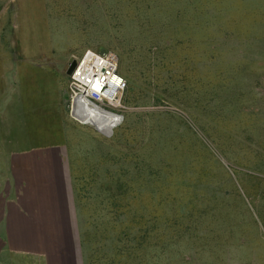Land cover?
I'll list each match as a JSON object with an SVG mask.
<instances>
[{"label": "rangeland", "instance_id": "rangeland-1", "mask_svg": "<svg viewBox=\"0 0 264 264\" xmlns=\"http://www.w3.org/2000/svg\"><path fill=\"white\" fill-rule=\"evenodd\" d=\"M86 49L115 52L126 80L113 138L68 104L63 121L38 95L27 114L13 100L32 144L74 156L76 264H241L240 241L264 229V0H0V54L46 66L23 85L65 88L69 102L63 68Z\"/></svg>", "mask_w": 264, "mask_h": 264}, {"label": "crops", "instance_id": "crops-1", "mask_svg": "<svg viewBox=\"0 0 264 264\" xmlns=\"http://www.w3.org/2000/svg\"><path fill=\"white\" fill-rule=\"evenodd\" d=\"M26 58L30 57L0 54V264H76L75 249H64L57 241L79 237L72 180L74 156L64 143L32 144L29 123L14 119L20 107L13 101L21 94L20 100L25 101L21 110L27 114L30 99L26 96L33 93L39 96L33 104L38 108L55 105L65 121L68 95L65 88L23 85L21 76L32 79L31 61ZM36 63L32 72L40 76L46 66ZM16 80L22 82L20 86ZM77 158L93 159L89 153ZM240 244L249 251L241 264H264V256L257 257L264 255V229L256 227Z\"/></svg>", "mask_w": 264, "mask_h": 264}, {"label": "built area", "instance_id": "built-area-1", "mask_svg": "<svg viewBox=\"0 0 264 264\" xmlns=\"http://www.w3.org/2000/svg\"><path fill=\"white\" fill-rule=\"evenodd\" d=\"M125 88L116 53L86 49L75 58L68 76L70 115L81 123H85L80 120L82 116L104 119L107 114L118 115L120 119L113 129L122 119L118 109Z\"/></svg>", "mask_w": 264, "mask_h": 264}, {"label": "trees", "instance_id": "trees-1", "mask_svg": "<svg viewBox=\"0 0 264 264\" xmlns=\"http://www.w3.org/2000/svg\"><path fill=\"white\" fill-rule=\"evenodd\" d=\"M167 2H174V1H177V0H166ZM191 3H193V2H189L187 5H189V4H191ZM173 5V4H172ZM174 6V5H173ZM162 38L161 39H163V38H165V35L164 36H161ZM166 40H169L170 38H169V36H166V38H165ZM149 51H151L150 50V48L148 49ZM159 51H161L162 53H165V54H167L168 52H170V48L166 45V46H164V47H161V48H159ZM122 52H123V48H122ZM143 52H145V51H143ZM146 53V52H145ZM148 54V53H147ZM117 55V54H116ZM117 57H118V55H117ZM146 57V56H145ZM147 58V57H146ZM118 61H119V58H118ZM142 63V65H145L144 64V62H141ZM119 69H120V63H119ZM127 73V72H126ZM129 75V74H128ZM183 75V73L181 74V76ZM173 76H171L170 74H169V78L171 79ZM179 81L180 82H182V83H184V80H182V78H180L179 79ZM125 91H126V88H125V90H124V92H123V95H124V93H125ZM122 95V96H123ZM116 119H117V117H116ZM114 135V134H113ZM113 135H111L110 136V138H113ZM106 139L105 141H110L111 139ZM114 139H115V137H114ZM105 159V158H104ZM103 160V159H102ZM135 162V161H134ZM134 165H136L137 164V162H135V163H133ZM93 170V169H92ZM106 174H107V170H105L104 171ZM108 174H109V172H108ZM108 177H110V175H108ZM92 180V179H91ZM107 189H109L110 190V187H108ZM74 190H75V188H74ZM74 190H73V193H74ZM111 192V191H110ZM109 192V193H110ZM108 193V194H109ZM114 205H117V204H115V202H110V204H109V209H111V211L113 212V213H118L119 211H118V209L120 208V207H117V209H115V206ZM77 216V215H76ZM107 224H108V227H109V229H111L112 231H114V223H112L111 221H107L106 222ZM148 226H153V224H148V225H146V227H145V232L146 231H148V232H150L149 231V228H148ZM80 230H81V228H80V226H79V231H78V235H79V237L78 238H73V239H66V238H64V239H62V240H57L58 241V243H59V245L60 246H62V248H68V247H72L73 249H75V251L77 252V254H78V256L79 255H81V253H82V238H83V236L79 233L80 232ZM130 230H131V233L132 234H135V231L137 230V231H139V232H141V227L139 226V224L138 223H135L134 222V220H131L130 221ZM145 237H150V236H148V235H146ZM107 239L105 240L106 241V245L108 246V248H110V250L112 249V250H115L116 249V247H117V244H115V238L116 237H113V236H108V237H106ZM79 240V241H78ZM107 246H106V248H107Z\"/></svg>", "mask_w": 264, "mask_h": 264}, {"label": "bare ground", "instance_id": "bare-ground-1", "mask_svg": "<svg viewBox=\"0 0 264 264\" xmlns=\"http://www.w3.org/2000/svg\"><path fill=\"white\" fill-rule=\"evenodd\" d=\"M116 116H118V115L107 114L104 119H98V118L96 119V118H92V117L82 116V117H80V120L84 121L85 123H89V124L95 126L96 128L100 129L101 131H106L113 126L112 125L113 117L115 119ZM119 119H120V117H119Z\"/></svg>", "mask_w": 264, "mask_h": 264}, {"label": "water", "instance_id": "water-1", "mask_svg": "<svg viewBox=\"0 0 264 264\" xmlns=\"http://www.w3.org/2000/svg\"><path fill=\"white\" fill-rule=\"evenodd\" d=\"M74 66H75V59H72L71 61H69V62L67 63L66 70H65V73H66L67 76H69V75L71 74V72H72ZM96 129H97L99 132H101L102 134H104L105 136H110V135L112 134V131H113L112 127L109 128V129L106 130V131H101V130L98 129V128H96Z\"/></svg>", "mask_w": 264, "mask_h": 264}]
</instances>
